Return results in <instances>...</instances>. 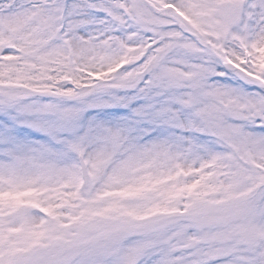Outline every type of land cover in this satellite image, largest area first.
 Masks as SVG:
<instances>
[{"label":"snow or ice","instance_id":"6c2138e0","mask_svg":"<svg viewBox=\"0 0 264 264\" xmlns=\"http://www.w3.org/2000/svg\"><path fill=\"white\" fill-rule=\"evenodd\" d=\"M0 264H264V0H0Z\"/></svg>","mask_w":264,"mask_h":264}]
</instances>
